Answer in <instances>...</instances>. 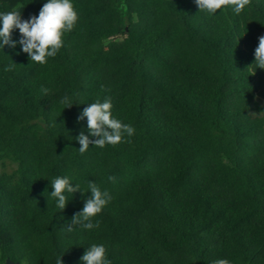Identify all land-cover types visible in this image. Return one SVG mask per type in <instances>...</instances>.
I'll return each mask as SVG.
<instances>
[{"label":"trees","instance_id":"obj_1","mask_svg":"<svg viewBox=\"0 0 264 264\" xmlns=\"http://www.w3.org/2000/svg\"><path fill=\"white\" fill-rule=\"evenodd\" d=\"M46 2L0 0V13ZM72 2L78 22L46 64L30 62L18 29L0 48V161L17 164L0 175V264H83L93 244L111 264H264V0L240 15L194 0ZM97 99L136 131L81 154L76 137L95 138L78 116ZM57 176L85 193L63 211ZM90 181L113 199L99 228L67 231Z\"/></svg>","mask_w":264,"mask_h":264},{"label":"clouds","instance_id":"obj_2","mask_svg":"<svg viewBox=\"0 0 264 264\" xmlns=\"http://www.w3.org/2000/svg\"><path fill=\"white\" fill-rule=\"evenodd\" d=\"M199 12H207L214 15L217 11L231 8L232 12L240 15L251 0H194ZM79 19L78 12L72 0H47L39 10L38 15H33L27 20L22 19V12L13 9L0 13V48L8 45L16 46V41L12 39V33L18 29L21 39L19 44L22 51L28 54L30 62L44 65L48 58H54L64 46V35L70 33L76 26ZM258 46L255 48L256 68L264 69V35L258 38ZM16 64L4 68L5 72L12 71ZM255 74V72L253 73ZM103 91V86L101 88ZM41 91L47 95L49 89L42 87ZM70 108L73 103L68 96L60 101ZM65 108V109H66ZM113 105L110 99L101 102L97 99L90 103L78 116V120L87 118V128L91 137L80 133L76 139L80 144L78 151L84 154L90 145L98 148H104L106 145L116 146L124 142L125 136L131 137L135 133V128L131 124L123 123L121 120L113 117ZM108 180L115 182V176H109ZM53 191L50 196L56 200V206L63 211L69 203L68 194L73 195L81 191L80 186L73 183L66 176H57L50 182ZM88 190L91 193L90 198L84 200V206L81 211L74 214L67 231H72V225H79L82 229L92 230L99 228L100 221L95 218L113 199L108 190L101 188L93 182H89ZM84 193V192H82ZM85 194V193H84ZM95 220V222H93ZM83 264H111L107 258V249L103 244H93L85 251L81 257ZM56 264H63L62 256L56 261ZM213 264H230L228 259H217Z\"/></svg>","mask_w":264,"mask_h":264},{"label":"rangeland","instance_id":"obj_3","mask_svg":"<svg viewBox=\"0 0 264 264\" xmlns=\"http://www.w3.org/2000/svg\"><path fill=\"white\" fill-rule=\"evenodd\" d=\"M39 14V10H35L31 13H29L28 15H23L22 16V19L23 20H27L29 19L31 16L33 15H38ZM256 108H259V109H262L264 108V103L257 99V106H255ZM35 130H37L38 132L40 133H43L44 132V129L42 128V126L40 125H37L35 127ZM17 168V164L15 163H12V162H9V161H5V160H1L0 161V175L2 174H10L12 173L15 169Z\"/></svg>","mask_w":264,"mask_h":264},{"label":"water","instance_id":"obj_4","mask_svg":"<svg viewBox=\"0 0 264 264\" xmlns=\"http://www.w3.org/2000/svg\"><path fill=\"white\" fill-rule=\"evenodd\" d=\"M6 264H19V263H16V262L13 261L12 259L7 258V260H6Z\"/></svg>","mask_w":264,"mask_h":264}]
</instances>
